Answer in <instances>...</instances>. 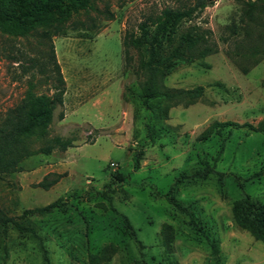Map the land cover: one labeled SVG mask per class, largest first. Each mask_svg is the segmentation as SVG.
Returning <instances> with one entry per match:
<instances>
[{
    "label": "rangeland",
    "instance_id": "1",
    "mask_svg": "<svg viewBox=\"0 0 264 264\" xmlns=\"http://www.w3.org/2000/svg\"><path fill=\"white\" fill-rule=\"evenodd\" d=\"M178 1L131 0L117 7L110 0L114 18L99 20L96 31L84 33L69 25L63 35L51 36L65 84L63 104L41 135L26 138L35 153L24 157L17 171L0 176L1 212L36 234L0 226V264H43L45 255L50 264H90L89 254L110 245L113 249L96 264H264V243L232 217V202L241 190L231 179L223 194L211 180L178 185L176 193L192 206L207 238L216 240V255L191 231L173 234L168 251L162 243V225L175 230L178 224L167 212L164 194L179 172L204 162L240 176L264 169V56L251 53L264 44V0H215L178 24V34L200 33L207 39L197 47L208 45L211 51L178 65L158 83L179 89L201 86L202 96L186 105L160 104L167 111L154 127H167L168 134L140 145L151 114L136 100L122 98L125 84L140 89V78L124 65L121 38L136 30L143 15ZM76 19L85 16L74 14ZM48 43L40 30L26 36L0 32V115L28 87L51 92L50 80L40 71ZM130 54L136 66L142 52L130 49ZM214 122L232 124L211 128ZM56 139L72 145L37 151ZM112 172L124 179H114ZM55 173L61 174L55 183L47 189L39 185ZM242 190L264 202V178ZM54 200L64 202V209L20 217L23 210ZM121 215L143 247L124 232Z\"/></svg>",
    "mask_w": 264,
    "mask_h": 264
},
{
    "label": "trees",
    "instance_id": "2",
    "mask_svg": "<svg viewBox=\"0 0 264 264\" xmlns=\"http://www.w3.org/2000/svg\"><path fill=\"white\" fill-rule=\"evenodd\" d=\"M117 7H122L126 1L114 0ZM215 0H179L176 5L164 6L159 11L143 15L136 30H127L121 38L124 65L127 70L140 78V89L135 90L130 84H125L122 91L124 101L136 100L145 108L151 117L145 122V136L140 145L153 142L162 135L168 134L169 129L154 127L156 121L166 113L167 107L177 104H189L202 96V87L190 89L161 87L158 80L169 74L174 68L183 63H191L205 56L211 48L208 45L197 47L200 41H206L200 33L184 31L177 33L178 24L190 18L197 11L212 5ZM241 2L244 0H234ZM101 4V6H99ZM74 14H82L84 20H73ZM113 11L110 10V0H0V32L12 36H26L40 30L49 43V54L43 64L42 73L50 80V93H36L28 87L19 101L0 115V176L17 171L19 162L26 156L35 153L25 145V140L31 135H41L51 123L54 111L63 104L65 92L64 79L59 64L56 61L51 36L63 35L69 25L80 27L85 31H96L99 20H112ZM74 24V25H73ZM76 25V26H75ZM130 49L140 50L142 58L133 66V56ZM251 53L264 56V44L254 46ZM167 103L168 106L160 107ZM62 111L58 118H62ZM231 122H214L211 128L225 127ZM264 131V122L261 124ZM211 130V129H210ZM71 141L56 139L53 145L39 148L38 152L49 153L56 147L65 150L70 147ZM142 155L140 149L136 154V161ZM47 180L44 177L39 185L47 189L55 183L61 174ZM111 176L122 181L124 176L119 172H112ZM264 178V169L255 171L248 176L225 173L216 169L213 164L204 162L202 166H193L183 170L175 176L164 194L168 204L167 212L177 221L174 230L169 224L161 227L162 243L166 250L173 234H184L191 231L203 237L210 245L213 255L218 252L214 238H207L204 225L197 218V214L189 203L176 198L178 185H189L199 181H213L223 194L226 180H233L241 190V194L233 200L231 213L234 221L246 229L255 239L264 243V202L243 192L245 184ZM64 202L54 200L43 206L23 210L20 217L26 218L32 213L45 214L53 210H63ZM124 222V232L136 242L138 248L143 247L135 237V231L125 215H121ZM0 226L12 227L20 232H29L35 235L32 227L23 225L17 218L7 216L0 210ZM113 249V246L103 247L99 254H89L88 262L96 264L101 256ZM43 264H50L44 256Z\"/></svg>",
    "mask_w": 264,
    "mask_h": 264
}]
</instances>
